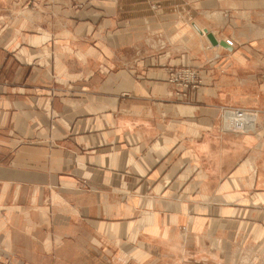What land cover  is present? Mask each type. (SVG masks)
Instances as JSON below:
<instances>
[{"label": "crops", "instance_id": "1", "mask_svg": "<svg viewBox=\"0 0 264 264\" xmlns=\"http://www.w3.org/2000/svg\"><path fill=\"white\" fill-rule=\"evenodd\" d=\"M28 1L0 0V264H264V0Z\"/></svg>", "mask_w": 264, "mask_h": 264}, {"label": "built area", "instance_id": "2", "mask_svg": "<svg viewBox=\"0 0 264 264\" xmlns=\"http://www.w3.org/2000/svg\"><path fill=\"white\" fill-rule=\"evenodd\" d=\"M231 44L230 42H228ZM196 73L188 71L186 73L179 72L170 76V83L174 84L179 90L178 96L184 93L182 87H188L190 83H193L195 87V81H197ZM222 131L223 132H239L249 133L253 132L258 128V120L255 112L246 109H224L222 113Z\"/></svg>", "mask_w": 264, "mask_h": 264}, {"label": "rangeland", "instance_id": "3", "mask_svg": "<svg viewBox=\"0 0 264 264\" xmlns=\"http://www.w3.org/2000/svg\"><path fill=\"white\" fill-rule=\"evenodd\" d=\"M71 1H72L71 2L72 3V9L76 13H78L80 11H83V10H90V9H94V11H98L99 10L95 6L97 4L96 0H71ZM115 1L116 2L119 1V5H121L122 7H131L132 8V0H115ZM39 4H49L51 6H58L60 3L58 1H56V0H52L51 2H50V0H45V1L42 0V2H40V3H38V2H34L33 3L31 1H28V2L25 3V7L33 8V7H36V5H39ZM127 12H128V10H127ZM130 13L132 14V12H130ZM188 71L196 73V75H197V77H199V79L197 81H195L196 84H194L195 85L194 88L192 87L193 83H190L188 85V87H185V86L182 87L183 90H184V93H181L182 95L178 96L179 90H177V87L174 84L170 83V81H169L170 76H172V75H174L176 73H179V72L186 73ZM168 75H169L168 83H170L171 85L174 86L176 97L179 100H185V101L188 100L193 93H195L200 87H203L204 84H205L203 82L204 79L201 78V74H200L199 69H197V68H195L193 66H181V67L172 68V69H170ZM224 109H242V108H223V109H221V117H220L221 121H222V113H223ZM246 110H248V109H246Z\"/></svg>", "mask_w": 264, "mask_h": 264}, {"label": "water", "instance_id": "4", "mask_svg": "<svg viewBox=\"0 0 264 264\" xmlns=\"http://www.w3.org/2000/svg\"><path fill=\"white\" fill-rule=\"evenodd\" d=\"M202 33H205L207 35L208 39L210 40V42L213 45H218L219 44L221 46H226V44L223 41H218L211 33H208V31H204Z\"/></svg>", "mask_w": 264, "mask_h": 264}]
</instances>
